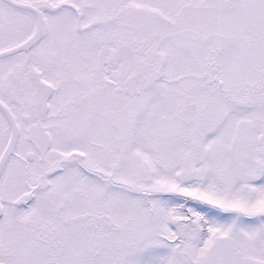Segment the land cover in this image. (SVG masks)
<instances>
[{"label":"snow or ice","instance_id":"1","mask_svg":"<svg viewBox=\"0 0 264 264\" xmlns=\"http://www.w3.org/2000/svg\"><path fill=\"white\" fill-rule=\"evenodd\" d=\"M0 264H264V0H0Z\"/></svg>","mask_w":264,"mask_h":264}]
</instances>
